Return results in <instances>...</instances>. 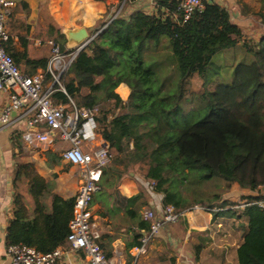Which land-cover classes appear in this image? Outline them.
<instances>
[{"label": "trees", "instance_id": "1", "mask_svg": "<svg viewBox=\"0 0 264 264\" xmlns=\"http://www.w3.org/2000/svg\"><path fill=\"white\" fill-rule=\"evenodd\" d=\"M117 1L126 5L133 0ZM260 2L262 16L264 0ZM202 3L203 8L187 20L178 10L179 0H155L151 14H118L103 24V30L76 55L62 80L66 94L56 86L52 100L68 104L70 98L77 107L98 108V133L108 145L111 161L102 172L92 205H98L96 215L113 220L115 228L135 227L130 248L139 246L142 232L149 230V223L139 212L148 203L141 193L126 198L117 191L121 175L114 164L119 159L144 167L147 178L155 182L154 192L162 195L163 205L178 213L199 205L218 209L212 212L213 218L241 219L245 225L240 224L244 235L236 251L237 264H264L263 209L256 204L234 208L239 202L223 200L220 194L203 199L193 196L194 184L219 177L225 182L224 190L236 183L255 193L241 196V201L264 200V194L259 193L264 187V37L259 42L245 40L226 8L213 2ZM27 7V3L19 1L7 17L5 27L10 28V38L5 50L19 69L23 62L22 73L31 75L38 69L44 71L49 58L28 57L31 26L15 19L17 11ZM60 30L51 23L47 33L49 37L55 34L51 41L65 51ZM13 36H17V42ZM160 36L167 37L179 70L177 88L172 92L164 87L155 90V74L144 67L141 57L144 43ZM237 45L252 55L253 61L236 64L231 83L200 94L203 116L189 124L194 108L185 111L181 101L190 78L196 74L205 85L213 56ZM120 84L129 89L127 101L115 92ZM117 109L120 112L108 120L107 114ZM46 155L49 166L51 162L59 163L55 153L47 151ZM21 185H25L32 200L31 210L26 207ZM13 187L6 247L22 244L42 254L64 247L74 197L64 199L55 194L53 184L39 176L32 163L17 165ZM200 248L192 250L196 259Z\"/></svg>", "mask_w": 264, "mask_h": 264}, {"label": "crops", "instance_id": "2", "mask_svg": "<svg viewBox=\"0 0 264 264\" xmlns=\"http://www.w3.org/2000/svg\"><path fill=\"white\" fill-rule=\"evenodd\" d=\"M15 6L19 1L27 3L28 7L25 10H18L15 14L17 23L24 22L32 25V15L36 18L41 17L42 13L49 19V24H54L63 28L84 27L88 33H95L103 24H106L118 8L117 0H13ZM205 2H213L228 10L231 21L239 26L244 36V39L252 42H259L264 37V13L260 16V0H203ZM155 0H133L127 4V8L123 11L124 3H121L122 17H128L135 12H143L151 14L154 12ZM119 6V10H120ZM126 6V5H125ZM12 8V11L15 8ZM118 12V11H117ZM8 33L10 28L6 27ZM60 30V31H61ZM31 32V30H30ZM91 35V34H90ZM93 35V34H92ZM17 42V36H13ZM30 44L28 45V57L32 59H40L43 56V49L34 48L32 45V37L30 34ZM17 49L21 50L18 47ZM232 53H227L217 61L215 67L219 74H224L225 78L233 81V67L241 62L250 64L253 61L252 55L244 51L241 45H237ZM227 50V49H226ZM237 52V53H234ZM21 70L24 69V64H20ZM39 71V69L37 70ZM217 73V74H218ZM232 76V78H231ZM116 93L119 97L126 101L129 95V89L125 84H120L116 88ZM6 96L0 93V110L3 107ZM104 110V108H102ZM101 109V112L103 110ZM106 109H110L107 106ZM117 109L115 112L107 114V119H111L113 114L119 113ZM100 115H97V118ZM14 122L11 126L0 130V264H8L6 256V228L12 218V204L14 196L13 177L17 165L23 163H32L36 157L30 151V148L25 147L20 135L26 129L25 117L23 113L13 114ZM94 140V144L108 147L107 143L103 141L100 134ZM59 140L54 137L52 144L47 146L53 148ZM63 143V142H61ZM19 144V146L17 145ZM64 144V143H63ZM65 145V144H64ZM53 153V152H52ZM56 155V154H55ZM48 161V160H47ZM48 165V164H47ZM49 166V165H48ZM68 168L66 172H62V168ZM114 167L121 175L117 183L116 189L121 196L130 198L141 193L148 205L141 207L139 212L151 207L155 212H160L164 208L162 195L156 192L150 193L148 196L143 194L144 185L147 183V171L144 167L131 164L127 159H119ZM52 172L53 192L60 197L67 199L74 197L78 186L80 184L79 171L76 167L66 163L60 158L58 164L51 162L49 166ZM36 173L45 178L42 171L37 170ZM21 187V186H20ZM25 190V189H24ZM230 194L241 196H253L255 193L239 187L236 183L232 184L228 190ZM229 195V194H228ZM221 199L230 202H241L239 200L230 199L221 196ZM28 210L32 208V200L28 196L25 199ZM243 202V201H242ZM100 207L93 205L94 215L98 218V223L101 232L99 243L106 253H110L108 257L114 264H127L131 261V251L135 248H130L133 243L132 234L136 229L133 225H126L117 227L112 225V221L108 217L100 218L96 215ZM231 222L241 221L239 218H213L210 213L200 211H185L181 213L176 223L165 227L160 235L155 238L148 250V254L142 258V262L147 264H167V250H179L180 255L186 256V262L176 260L175 264H237L236 251L238 246L242 243L244 235V227L240 224L227 229L224 225V220ZM243 225H245L243 223ZM240 234L238 243L234 242L236 234ZM201 247L198 258L194 257L192 250L194 247ZM62 255L58 260V264H88L85 255L82 252H75L66 244L60 247Z\"/></svg>", "mask_w": 264, "mask_h": 264}, {"label": "built area", "instance_id": "3", "mask_svg": "<svg viewBox=\"0 0 264 264\" xmlns=\"http://www.w3.org/2000/svg\"><path fill=\"white\" fill-rule=\"evenodd\" d=\"M14 5L13 0H0V93L6 96L0 110V130L12 125L13 114L23 113L26 129L22 131L20 140L25 147L49 146L54 137L65 144L60 157L76 167L80 177L74 196L67 244L71 250L82 252L88 264H114L99 245L101 232L92 205L94 195L100 188L102 172L111 161L107 147L94 144L98 137V108L77 107L70 98L68 104H59L52 100L56 86L66 94L62 85L63 77L81 50L61 51L57 44L48 41L51 55L46 69L31 75L22 73L5 50V44L10 38L5 23ZM202 8V0H179L178 10L183 13L184 20ZM154 187L155 182L148 179L143 194L148 196L154 192ZM250 204H256L264 210V200L254 203L240 202L234 208ZM185 211L212 214L218 209L194 205ZM181 213L171 206H164L160 212H155L151 207L145 208L141 215L149 223V230L142 232L140 245L131 251V261L127 264H140V259L148 253L152 241L165 227L176 223ZM61 255L60 248L42 254L22 244L6 247L8 264H58Z\"/></svg>", "mask_w": 264, "mask_h": 264}, {"label": "rangeland", "instance_id": "4", "mask_svg": "<svg viewBox=\"0 0 264 264\" xmlns=\"http://www.w3.org/2000/svg\"><path fill=\"white\" fill-rule=\"evenodd\" d=\"M119 4L121 5V2L118 3V8L116 9V13H114V15L116 14L118 15L121 12L122 8ZM119 6H120V10H119ZM126 8H127V4L126 6L124 5L122 12H124ZM30 16H31V20L29 21L32 25L30 34L33 39L32 45H34V48H38V49L42 48L43 56L49 58L51 55V51L47 43L48 41L53 40L54 37L56 36L55 34L52 35L51 37L48 36L47 28H48L49 19L46 17L44 13H42L41 17L36 18V16L32 15V11ZM90 34L92 35L94 33L92 32ZM234 50L237 49L223 50L213 56L212 64L208 70V75L205 85L202 84V80L196 74H194L190 78L188 84L185 87V92H184L185 96L181 101V105L185 111H189L192 108H194L191 110L190 115L188 117L189 124L196 122L198 119H200L203 116L204 101L200 97V94H202L206 90L208 91L213 90L216 86L220 84H229L232 82V80L230 81V79L225 78L224 74H219L217 72V68L215 67V65L217 64V61L221 58V56L227 53H232ZM141 57L144 63V67L155 74L154 77L155 90L164 87L165 89L168 88L169 92L175 91L179 81V70L177 67L175 56L173 55V52L168 44L167 37L160 36V38L157 39L153 38L152 40L145 42L141 50ZM238 62L243 63L244 61L243 59L240 58ZM128 97L126 101L128 100ZM102 108L103 107H101V109ZM64 148L65 145L60 141H58L55 147L53 148H48L47 146L30 148L32 154L36 157V159L32 160V164L34 165V170H36L37 168V170L42 171L48 182L52 181V172L50 171V169H48L49 164L47 163L48 157L46 153L47 151H51L60 157L61 151ZM66 170H68V168L67 169L64 167L62 168V172H66ZM192 184H194V182ZM224 184H225L224 180L219 177H213L210 180H204L200 182L198 185L197 184L193 185V189L195 190L193 196L196 198L203 199L208 196H212L214 194H220L221 196L222 195L225 196L226 194L227 197H229L230 199L240 201L239 199L240 197L238 195L230 194L228 193L230 191L224 190ZM24 189H25V185H21V191L23 193V196L25 197V199H27L28 195L26 194ZM259 193L264 194V187L260 188ZM227 220L228 221L224 220L225 222L224 225L226 226L227 229L231 228L232 224L234 227H236V225H239L242 222V220L241 221L236 220L234 222H231L230 219ZM239 240H240V234L237 233L235 235L234 242L238 243ZM146 255H144L143 257H145ZM165 255L167 256V261H168L167 264H175L177 259L186 262L185 260L187 258L184 255L181 256L179 250H175V251L167 250ZM142 258L140 259L139 263L147 264L148 262H142Z\"/></svg>", "mask_w": 264, "mask_h": 264}, {"label": "water", "instance_id": "5", "mask_svg": "<svg viewBox=\"0 0 264 264\" xmlns=\"http://www.w3.org/2000/svg\"><path fill=\"white\" fill-rule=\"evenodd\" d=\"M116 15H114L106 23V25L113 18H115ZM105 26H103L100 30H98L93 35H90L84 27L63 28L61 30V34L65 38L66 49L67 50H73V49L83 50L103 30Z\"/></svg>", "mask_w": 264, "mask_h": 264}]
</instances>
